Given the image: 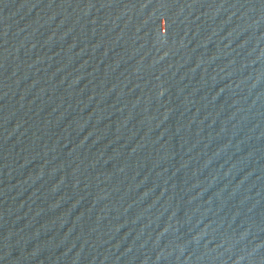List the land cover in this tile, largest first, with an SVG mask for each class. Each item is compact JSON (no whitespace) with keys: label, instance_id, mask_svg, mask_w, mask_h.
<instances>
[{"label":"water","instance_id":"95a60500","mask_svg":"<svg viewBox=\"0 0 264 264\" xmlns=\"http://www.w3.org/2000/svg\"><path fill=\"white\" fill-rule=\"evenodd\" d=\"M0 264H264V0H0Z\"/></svg>","mask_w":264,"mask_h":264}]
</instances>
